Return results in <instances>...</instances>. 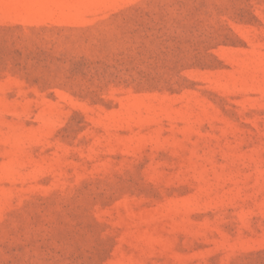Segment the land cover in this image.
I'll use <instances>...</instances> for the list:
<instances>
[{
    "label": "rangeland",
    "instance_id": "1",
    "mask_svg": "<svg viewBox=\"0 0 264 264\" xmlns=\"http://www.w3.org/2000/svg\"><path fill=\"white\" fill-rule=\"evenodd\" d=\"M0 264H264V0H0Z\"/></svg>",
    "mask_w": 264,
    "mask_h": 264
}]
</instances>
